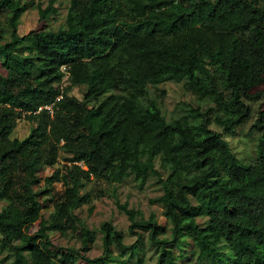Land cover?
<instances>
[{"label":"trees","instance_id":"trees-1","mask_svg":"<svg viewBox=\"0 0 264 264\" xmlns=\"http://www.w3.org/2000/svg\"><path fill=\"white\" fill-rule=\"evenodd\" d=\"M60 1L0 0V254L10 264L125 263L109 246L125 250L122 234L105 224V254L81 252L97 236L77 209L92 202L86 184L135 172L158 178L167 224L117 204L131 230L151 229L154 264H190L174 246L191 242L201 264H264V104L252 160L211 126L233 133L262 94L264 0H68L63 25L19 34L26 11L49 21ZM159 80L182 83L199 105L168 118L166 91H151ZM21 119L31 123L22 139ZM69 233L80 248L54 244Z\"/></svg>","mask_w":264,"mask_h":264},{"label":"rangeland","instance_id":"rangeland-1","mask_svg":"<svg viewBox=\"0 0 264 264\" xmlns=\"http://www.w3.org/2000/svg\"><path fill=\"white\" fill-rule=\"evenodd\" d=\"M24 1H34L35 3L41 1L46 6L49 0ZM56 5L58 7V14L52 16L49 21H40L38 11L35 8L26 11L19 25V34L23 35L31 31H45V29L48 28L56 29L63 25L65 23L69 2L68 0H63ZM4 63L5 57L0 54V70L5 73L6 70L3 68ZM161 81L162 80L157 81L160 85H158V88L151 87V91L159 92L160 94L162 90L166 91L163 108L168 118H170L172 112L176 111V115L179 114V112H186L182 110V103L190 104L194 107L199 105L197 99L184 90L182 83ZM257 89L260 90L262 94L258 99L252 101V117L243 125L237 127L233 133L227 134L216 124L213 123L211 125L213 128L223 133L224 137L229 141L233 152L239 158L246 161L252 160L257 156L259 132L252 130V124L256 118L259 106L264 104V84ZM72 93L82 98V91L78 87L74 88ZM203 106L204 108L206 107L205 105ZM184 109H187V105ZM30 128V121L21 119L17 123L13 136L22 139L29 134ZM52 171V169H47L43 174L48 176ZM157 180L158 178L153 174L143 177L141 174L131 172L121 183L107 184L102 181H93L83 186L81 194L89 193L92 196V202L77 209V213L85 220L88 227L95 231L97 237L90 251L84 252L82 250L81 252L92 258L105 254L106 248L104 244V232L102 230V226L105 224L107 229L114 227L122 234L121 242L126 246L125 250H121L115 242L109 243L112 254L118 257L117 260H125V263H112V260H110L112 264H154L157 260L158 252L149 244L151 229L149 230L145 227L136 226L131 230L129 217L119 209L117 202L121 204L127 203L129 208L140 211L141 215L138 216H144L147 219L156 220L160 225H166L167 220L163 215V207L156 201L157 197L163 192ZM59 187L60 186H58V188ZM3 204L4 202H0V208ZM50 211L51 208L45 209L44 215L48 216ZM53 240L54 244L59 247L75 246L80 248L81 245L72 233L66 236L54 234ZM135 244L140 247V252H135ZM174 249L177 254L183 255V258H181L182 261L190 264H201L203 254L192 242L183 245L182 248L174 246ZM122 251H124V256H120ZM4 257H6V253L0 254V264H10L12 258L7 256L3 259ZM108 259H111V257ZM70 264H87V262L82 258H78L76 262Z\"/></svg>","mask_w":264,"mask_h":264},{"label":"built area","instance_id":"built-area-1","mask_svg":"<svg viewBox=\"0 0 264 264\" xmlns=\"http://www.w3.org/2000/svg\"><path fill=\"white\" fill-rule=\"evenodd\" d=\"M49 108H51V107H49Z\"/></svg>","mask_w":264,"mask_h":264}]
</instances>
